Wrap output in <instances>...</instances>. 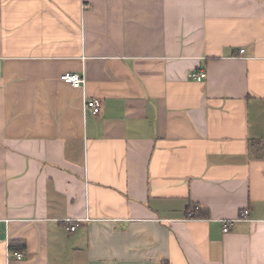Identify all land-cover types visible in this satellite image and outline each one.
I'll use <instances>...</instances> for the list:
<instances>
[{
    "label": "crops",
    "instance_id": "0c3cea01",
    "mask_svg": "<svg viewBox=\"0 0 264 264\" xmlns=\"http://www.w3.org/2000/svg\"><path fill=\"white\" fill-rule=\"evenodd\" d=\"M254 140L264 0H0V264H264Z\"/></svg>",
    "mask_w": 264,
    "mask_h": 264
},
{
    "label": "built area",
    "instance_id": "2783aa9c",
    "mask_svg": "<svg viewBox=\"0 0 264 264\" xmlns=\"http://www.w3.org/2000/svg\"><path fill=\"white\" fill-rule=\"evenodd\" d=\"M241 52H244V49H241ZM189 76L197 81H203L206 76L207 72L205 70H193L189 73ZM61 79L73 87L78 89H84L86 86V77L82 74L76 72H66L61 75ZM84 110L91 111L94 115H99L102 110V100L100 98H86L84 99L83 103ZM249 214V210L245 209L243 211V215L247 216ZM78 224L72 225L70 228L71 230H75ZM230 226L229 222H226L224 225V231H227ZM17 260H21L23 258V252L16 251L14 253Z\"/></svg>",
    "mask_w": 264,
    "mask_h": 264
},
{
    "label": "trees",
    "instance_id": "16d2710c",
    "mask_svg": "<svg viewBox=\"0 0 264 264\" xmlns=\"http://www.w3.org/2000/svg\"><path fill=\"white\" fill-rule=\"evenodd\" d=\"M251 144H252L253 146H257V147H259V146H264V142L257 141V140L252 141Z\"/></svg>",
    "mask_w": 264,
    "mask_h": 264
}]
</instances>
